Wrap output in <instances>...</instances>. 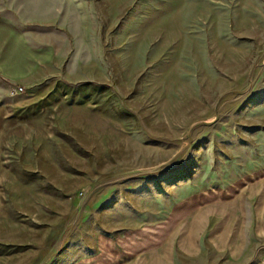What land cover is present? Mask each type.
<instances>
[{
    "label": "rangeland",
    "instance_id": "1",
    "mask_svg": "<svg viewBox=\"0 0 264 264\" xmlns=\"http://www.w3.org/2000/svg\"><path fill=\"white\" fill-rule=\"evenodd\" d=\"M0 15V264H60L165 218L258 142L264 0H0Z\"/></svg>",
    "mask_w": 264,
    "mask_h": 264
},
{
    "label": "crops",
    "instance_id": "2",
    "mask_svg": "<svg viewBox=\"0 0 264 264\" xmlns=\"http://www.w3.org/2000/svg\"><path fill=\"white\" fill-rule=\"evenodd\" d=\"M8 38V19L0 15L2 75H8ZM254 131L258 142L244 146L242 158L232 156L182 185L165 218L96 233L59 263L78 253L69 264H264V126ZM159 205L166 208L167 200Z\"/></svg>",
    "mask_w": 264,
    "mask_h": 264
},
{
    "label": "built area",
    "instance_id": "3",
    "mask_svg": "<svg viewBox=\"0 0 264 264\" xmlns=\"http://www.w3.org/2000/svg\"><path fill=\"white\" fill-rule=\"evenodd\" d=\"M24 91V88L22 86L18 87V88H13L11 90V94L12 95H15V94H18V93H22Z\"/></svg>",
    "mask_w": 264,
    "mask_h": 264
}]
</instances>
